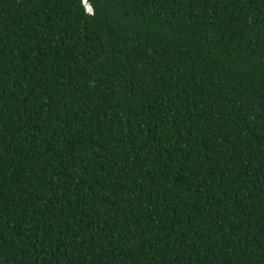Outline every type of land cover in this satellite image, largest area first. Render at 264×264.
Segmentation results:
<instances>
[{"label":"trees","instance_id":"trees-1","mask_svg":"<svg viewBox=\"0 0 264 264\" xmlns=\"http://www.w3.org/2000/svg\"><path fill=\"white\" fill-rule=\"evenodd\" d=\"M0 0V264H264V0Z\"/></svg>","mask_w":264,"mask_h":264},{"label":"clouds","instance_id":"clouds-1","mask_svg":"<svg viewBox=\"0 0 264 264\" xmlns=\"http://www.w3.org/2000/svg\"><path fill=\"white\" fill-rule=\"evenodd\" d=\"M84 6H85V12L87 15L91 16L93 14V7L86 2V0H83Z\"/></svg>","mask_w":264,"mask_h":264},{"label":"snow or ice","instance_id":"snow-or-ice-1","mask_svg":"<svg viewBox=\"0 0 264 264\" xmlns=\"http://www.w3.org/2000/svg\"><path fill=\"white\" fill-rule=\"evenodd\" d=\"M86 2H87V0H86Z\"/></svg>","mask_w":264,"mask_h":264},{"label":"built area","instance_id":"built-area-1","mask_svg":"<svg viewBox=\"0 0 264 264\" xmlns=\"http://www.w3.org/2000/svg\"><path fill=\"white\" fill-rule=\"evenodd\" d=\"M85 7V6H84Z\"/></svg>","mask_w":264,"mask_h":264}]
</instances>
